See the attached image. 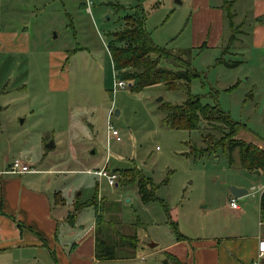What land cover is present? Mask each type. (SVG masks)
Wrapping results in <instances>:
<instances>
[{
  "label": "rangeland",
  "instance_id": "obj_1",
  "mask_svg": "<svg viewBox=\"0 0 264 264\" xmlns=\"http://www.w3.org/2000/svg\"><path fill=\"white\" fill-rule=\"evenodd\" d=\"M180 1L0 0V32L8 33L0 46V161L29 157L31 170L60 169L43 178L66 199L65 212L77 213L78 230L96 225L103 209L99 230L108 243L138 238L136 248H116L118 260L98 264H176L168 211L189 246L210 239L228 245L233 230L243 225L247 235L259 224L264 172L242 168L238 151L233 166L222 150L202 152L209 132L220 137L208 123L194 130L165 125L167 105L187 100L184 89L116 85L114 33L126 28L127 16L141 18L158 46L191 50L199 73L191 93L243 124L238 138L264 145V39L254 35L252 4L222 0L224 43L206 48L195 42L192 0ZM102 169L117 175L115 185L97 174ZM126 170L150 178L157 199L144 202L138 182L125 183ZM233 185L249 194L235 198ZM233 198L244 214L230 207ZM26 255L3 253L0 264H57L47 249Z\"/></svg>",
  "mask_w": 264,
  "mask_h": 264
},
{
  "label": "crops",
  "instance_id": "obj_2",
  "mask_svg": "<svg viewBox=\"0 0 264 264\" xmlns=\"http://www.w3.org/2000/svg\"><path fill=\"white\" fill-rule=\"evenodd\" d=\"M234 1L252 4L253 18L259 21L254 25V35L264 39V0L230 2ZM192 6L195 42L205 44L206 48L223 44L227 29L223 1L192 0ZM6 34L0 32V46ZM256 145L264 148L263 144ZM23 160L32 165L29 157ZM7 162L0 161V255L13 252L14 256L21 257L30 251L42 253L47 249L57 264H98L103 261L96 256L97 223L78 230L77 213L65 212L66 199L60 192H52L50 178L46 182L43 178L61 170L49 167L17 173L11 171L13 163L6 165ZM75 210L78 212V207ZM234 210L243 213L241 207ZM244 230L243 225L233 230L232 236L227 237L231 239L225 240L228 245L220 239L200 240L195 246H189L187 240H177L168 252L182 264H264V254L260 256L259 250V243L264 240L260 206L259 224L247 235L242 232Z\"/></svg>",
  "mask_w": 264,
  "mask_h": 264
},
{
  "label": "trees",
  "instance_id": "obj_3",
  "mask_svg": "<svg viewBox=\"0 0 264 264\" xmlns=\"http://www.w3.org/2000/svg\"><path fill=\"white\" fill-rule=\"evenodd\" d=\"M109 50L117 79L127 81L128 84L132 83L131 86L128 85L131 91L141 92L145 88L158 84L186 91L188 98L184 103L167 105L165 125L173 129L194 130L198 129L202 122L208 123L220 134V137L209 132L205 137L207 146L202 149V152L213 153L222 150L233 166L236 163L234 153L238 151L239 165L242 168L252 172H264V148L238 138V133L244 125L234 120L218 102L203 103L199 95L191 93L190 83L199 77V73L192 66L191 50L176 53L158 46L146 30L143 19L134 16H127L126 28L114 33ZM225 63L229 66L235 65L233 61ZM122 175L125 177V183L138 182L139 193L144 202L157 199L156 184L150 178L143 176L140 171L126 170L122 172ZM90 203L92 201L87 204ZM168 214L172 227L177 232V240H186L187 237L178 231L177 223L169 211ZM96 215V256L99 260L117 259V247H137L138 238L132 241L124 235H120L119 240L108 243L99 230V225L104 220L103 209L97 210ZM260 218L264 223V192L260 198ZM169 259L176 264H182L171 254Z\"/></svg>",
  "mask_w": 264,
  "mask_h": 264
},
{
  "label": "built area",
  "instance_id": "obj_4",
  "mask_svg": "<svg viewBox=\"0 0 264 264\" xmlns=\"http://www.w3.org/2000/svg\"><path fill=\"white\" fill-rule=\"evenodd\" d=\"M263 50H264V46H263ZM116 85L120 86V87H125L126 85L128 86L129 84L127 81L118 80ZM109 131H110L112 136H116L117 140L121 139L117 129H114L110 126ZM11 171L17 172V173H25V172L31 171V167L26 162H23L20 160H15L11 166ZM97 174L102 175V176H106L109 180L110 185L116 184V179H117L116 174H108L106 169H102V170L98 171ZM263 192H264V188L262 189V193ZM230 207L232 209H239L240 208L239 204L237 203V201L234 198L230 200ZM259 250H260V256H263V254H264V240L260 241ZM256 264H260V263L257 262Z\"/></svg>",
  "mask_w": 264,
  "mask_h": 264
},
{
  "label": "water",
  "instance_id": "obj_5",
  "mask_svg": "<svg viewBox=\"0 0 264 264\" xmlns=\"http://www.w3.org/2000/svg\"><path fill=\"white\" fill-rule=\"evenodd\" d=\"M178 2L181 3L180 0H178ZM131 85H132V83H129V86H131ZM116 114H119V110L116 111ZM54 146H55V144H54L53 140L50 141L49 144L47 145V147H54ZM257 173H260V171H257ZM230 192L235 198H240L244 195L249 194L248 189L241 187V186H236V185L230 186Z\"/></svg>",
  "mask_w": 264,
  "mask_h": 264
}]
</instances>
